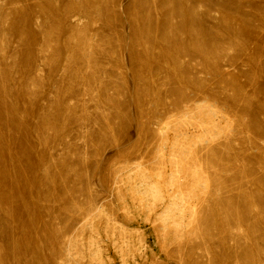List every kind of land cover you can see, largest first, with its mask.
Instances as JSON below:
<instances>
[{
  "label": "rangeland",
  "instance_id": "obj_1",
  "mask_svg": "<svg viewBox=\"0 0 264 264\" xmlns=\"http://www.w3.org/2000/svg\"><path fill=\"white\" fill-rule=\"evenodd\" d=\"M0 264H264V0H0Z\"/></svg>",
  "mask_w": 264,
  "mask_h": 264
},
{
  "label": "bare ground",
  "instance_id": "obj_2",
  "mask_svg": "<svg viewBox=\"0 0 264 264\" xmlns=\"http://www.w3.org/2000/svg\"><path fill=\"white\" fill-rule=\"evenodd\" d=\"M151 191V190H150ZM153 195H154V197H158L159 196V193H157V192H154L153 191ZM158 199H159V197H158ZM162 199V198H161ZM162 201V200H161ZM176 222V221H175ZM177 223V222H176ZM178 226V225H177ZM113 229H115V228H113ZM118 231H119V234L120 235H124L125 233H121V230L120 229H118ZM125 241V240H124Z\"/></svg>",
  "mask_w": 264,
  "mask_h": 264
}]
</instances>
